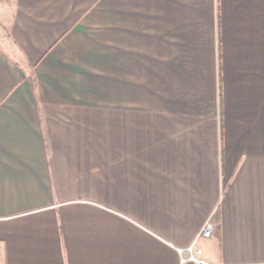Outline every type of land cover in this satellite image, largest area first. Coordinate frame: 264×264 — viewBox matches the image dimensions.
<instances>
[{
	"label": "crops",
	"instance_id": "1",
	"mask_svg": "<svg viewBox=\"0 0 264 264\" xmlns=\"http://www.w3.org/2000/svg\"><path fill=\"white\" fill-rule=\"evenodd\" d=\"M195 239L264 264V0H0V264Z\"/></svg>",
	"mask_w": 264,
	"mask_h": 264
},
{
	"label": "built area",
	"instance_id": "2",
	"mask_svg": "<svg viewBox=\"0 0 264 264\" xmlns=\"http://www.w3.org/2000/svg\"><path fill=\"white\" fill-rule=\"evenodd\" d=\"M213 230V225L210 221H207L205 225L203 226L199 237L208 238ZM197 239L193 241V244H191L189 247L185 249H177L178 254L180 255V264H214V263H208L205 262L200 258V250L196 246ZM183 254H186V257H183Z\"/></svg>",
	"mask_w": 264,
	"mask_h": 264
},
{
	"label": "rangeland",
	"instance_id": "3",
	"mask_svg": "<svg viewBox=\"0 0 264 264\" xmlns=\"http://www.w3.org/2000/svg\"><path fill=\"white\" fill-rule=\"evenodd\" d=\"M193 244V243H192ZM198 248V247H197Z\"/></svg>",
	"mask_w": 264,
	"mask_h": 264
}]
</instances>
